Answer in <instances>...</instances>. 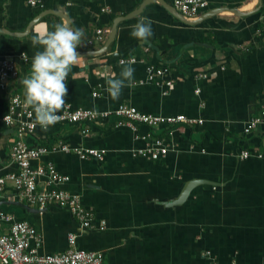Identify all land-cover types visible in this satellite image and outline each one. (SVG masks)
<instances>
[{
    "label": "crops",
    "instance_id": "1",
    "mask_svg": "<svg viewBox=\"0 0 264 264\" xmlns=\"http://www.w3.org/2000/svg\"><path fill=\"white\" fill-rule=\"evenodd\" d=\"M206 1L198 17L187 19L170 7L173 0H40L39 6L0 0V59L10 58L18 71L0 87V118L12 96L24 100L22 80L32 71L34 54L43 50L33 47L32 36L67 23L84 32L79 62L67 80L65 102L73 108L112 111L126 103L144 113L202 120L153 128L136 124L135 131L114 116L88 125L57 122L46 130L36 125L25 137L30 146L61 140L105 151L102 160L52 150L32 161V166L51 163L68 177L58 187L92 210L91 228H82L55 204L28 203L6 180L0 211L37 230L41 253L64 251L74 233L78 249L100 252L108 264H264V123L244 132L264 106V0L257 11V0ZM216 8L228 10L202 18ZM142 18L152 22L146 41L130 34ZM129 57L135 58L133 79L113 98L106 80L120 78L119 60ZM149 64L166 68L159 79L171 80V86L147 82ZM16 128L0 121L1 175L17 171L10 156ZM155 138L168 146L164 157L132 155ZM242 150L250 155L240 158ZM45 186L42 177L38 188ZM100 220L106 222L102 230L96 227ZM7 227L3 223V231Z\"/></svg>",
    "mask_w": 264,
    "mask_h": 264
},
{
    "label": "built area",
    "instance_id": "2",
    "mask_svg": "<svg viewBox=\"0 0 264 264\" xmlns=\"http://www.w3.org/2000/svg\"><path fill=\"white\" fill-rule=\"evenodd\" d=\"M30 6H39L40 0H27ZM206 0H173V6L187 19L198 17L201 11L207 8ZM98 39L101 38L102 30L96 31ZM22 57H25L22 55ZM134 57L122 58L119 60L133 62ZM167 69L156 67L152 64L146 66V81L156 85L169 87L171 80L161 81ZM18 71L14 62L10 58L0 59V87H4V81L8 77H15ZM199 90L197 89V92ZM93 95H97L93 93ZM35 115L31 107H24V100L19 95L11 97L8 109L0 121L7 125L16 124V139L10 147V156L17 164V171L6 175L0 174V196L4 189L6 180L13 182L14 187L28 203L37 204L44 208L49 204H55L66 209L72 217L77 220L82 228H91L94 226V213L92 210L84 207L78 196L71 194L65 189L59 188L58 184L65 182L68 177L59 174L54 165L32 166V161L38 159L41 155L54 150L73 152L80 159L104 158V150L95 148H83L81 146H70L67 142L59 140L52 146H30L25 141V137L31 134L38 123L33 120ZM60 119L58 122L65 123H89L98 120H104L110 116L117 118V124H126L134 131L136 124H144L150 128L162 125L173 126L180 123L196 124L202 120L186 117L182 114L177 115H156L144 113L137 110L134 106L126 103L120 104L114 110L98 111L82 107L73 108L65 102L64 107L58 113ZM6 117V119H5ZM264 123V106L253 115L246 126L244 132L249 133L258 125ZM89 131L88 126L83 129V133ZM139 137V136H136ZM146 139L147 136H140ZM168 152V146L161 138H155L147 142L144 147L132 151L133 156L143 157L150 160H158L164 157ZM250 155L248 150H242L240 158H247ZM261 157V153H256ZM46 178V186L39 189L38 182L40 178ZM3 223H7L6 231H3ZM98 229L106 227L105 220H100L96 226ZM42 244L41 235L27 221L15 219L11 214L0 211V262L2 264H108L103 254L96 251H86L76 247V234L70 233L67 238V247L64 251L54 254H44L39 251ZM210 255V252H205Z\"/></svg>",
    "mask_w": 264,
    "mask_h": 264
},
{
    "label": "clouds",
    "instance_id": "3",
    "mask_svg": "<svg viewBox=\"0 0 264 264\" xmlns=\"http://www.w3.org/2000/svg\"><path fill=\"white\" fill-rule=\"evenodd\" d=\"M130 34L146 41L153 35L151 20H138ZM83 36V29H74L67 23H57L54 30L37 31L32 36L33 47L41 45L43 50L34 54L32 71L22 80L25 89L24 107L34 110L37 123L45 130L60 119L58 113L64 107L68 94L67 80L72 67L79 62L77 47L81 45ZM121 64L120 78L106 80V90L113 98L119 97L122 88L129 86L134 76L131 62L125 64L121 61Z\"/></svg>",
    "mask_w": 264,
    "mask_h": 264
},
{
    "label": "water",
    "instance_id": "4",
    "mask_svg": "<svg viewBox=\"0 0 264 264\" xmlns=\"http://www.w3.org/2000/svg\"><path fill=\"white\" fill-rule=\"evenodd\" d=\"M261 4H262V0H257V6H256V8H255L254 11L259 10ZM170 7L173 8L177 13H179V14L182 16V14H181L179 11H177L172 5H170ZM223 10H228V9H227V8H216V9H213V10L207 11L205 14H203V17H202V18H204V17H208V16H212V15L217 14L218 12L223 11ZM229 11L233 12L234 14H238V15H243V14L246 13V12H244V11H238V10H236V9H229ZM182 17H183V16H182ZM183 18H184V17H183ZM184 21H185V20H184ZM199 181H201V180H199ZM192 183H193V182H191L189 185H187V186L184 188V191H183L184 193H183L180 197H183V196L187 193V191H188V189L190 188V186H191ZM195 183H196V182H195Z\"/></svg>",
    "mask_w": 264,
    "mask_h": 264
},
{
    "label": "bare ground",
    "instance_id": "5",
    "mask_svg": "<svg viewBox=\"0 0 264 264\" xmlns=\"http://www.w3.org/2000/svg\"><path fill=\"white\" fill-rule=\"evenodd\" d=\"M174 7V6H173ZM175 8V7H174ZM176 9V8H175ZM177 10V9H176ZM178 11V10H177ZM183 16V15H182ZM199 16V15H198Z\"/></svg>",
    "mask_w": 264,
    "mask_h": 264
}]
</instances>
